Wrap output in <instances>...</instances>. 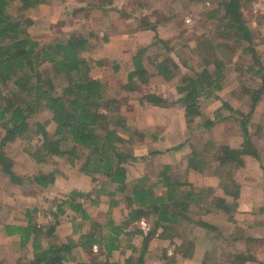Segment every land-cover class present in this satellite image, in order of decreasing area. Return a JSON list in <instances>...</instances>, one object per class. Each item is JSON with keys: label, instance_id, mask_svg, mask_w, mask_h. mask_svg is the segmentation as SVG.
Masks as SVG:
<instances>
[{"label": "trees", "instance_id": "trees-1", "mask_svg": "<svg viewBox=\"0 0 264 264\" xmlns=\"http://www.w3.org/2000/svg\"><path fill=\"white\" fill-rule=\"evenodd\" d=\"M51 1L0 0V174L8 177L11 183L20 186L27 184L47 188L55 184L59 175L55 170L38 173L33 177H23L16 173L14 159L19 149L11 154L10 147L17 142L22 144L25 142L26 148L30 149L29 154L38 164L46 166L48 159L54 158L55 163L58 161L57 158H62L72 167L78 165L80 168L78 171L93 177L94 182L97 181L95 176H101L105 181L99 189H94L93 194L87 196L73 191L68 199L59 204L53 225L38 228L35 222L37 210H34L28 211L26 226L6 227V233L18 235L23 244L33 242V260L24 264H70L74 261L73 251L78 246L85 250H93L95 245L101 244L107 257H111L113 252L120 249L121 238L126 235L124 231L127 228L142 219L154 218L151 231L143 237L142 249L140 251L133 249V254L138 256L125 261V264H145L146 252L157 235L172 240L178 236L185 240V235H179L177 228L183 223H194L195 209H199L202 215L224 213L230 216L229 220H233L234 214L238 211L237 201L242 191L241 185L235 181V175L244 168L246 157L262 161L257 143L252 140V128L249 126L256 108L264 99V63L255 49L257 38L243 13L244 4L246 6L250 0H219L218 9L210 15H202L207 20L212 19L213 23L214 17L220 15V21L224 23L215 28L219 36L211 33V36L199 38L196 43V55L200 64L198 62V67L182 64L187 72L180 77L181 83L177 87V92L181 96L177 103L182 105L186 124L191 126L200 118V102L216 97L224 90V82L229 72L239 73L244 68L231 61H224L227 52L237 46H245L243 53L250 54L253 60V64H250L245 73L250 72L262 79L261 85L257 87L242 85V96L248 95L252 101L248 115L224 104V108L232 110V117L234 114L242 113L236 119L243 132L241 145L237 148L226 145L215 148L207 146L203 152L194 150L187 158V172L204 174L209 170L212 172L209 174L220 179L224 198L217 196L216 192L208 187L196 189L192 183L173 177L170 165L163 166L162 171L156 175L157 180L151 181L147 167L152 165V159L162 155L163 151L152 149L145 156L135 154L136 149L145 147L144 141L148 135L128 124L126 114L119 112L120 108L113 102L114 100L106 98L102 81L91 75L94 67L104 66L107 61L104 59L97 61V57L93 55V48L82 35L72 34L42 43L28 34V28L35 20L33 16ZM98 1H104L105 5L96 6L104 12L120 11L112 6L117 0ZM16 3L19 5L20 17H13L10 14V8ZM26 13L33 15L27 18ZM144 22L149 25L152 20L145 17ZM156 45L158 49L160 45H163L165 50L170 49L159 37L155 47ZM219 48L225 50L220 56L217 55ZM145 53H147L145 48L135 53L133 70L129 74L128 83L122 89L130 94L140 91L141 95L136 100L141 106L165 108L170 104L169 101L153 93L143 94L139 87L149 83L150 74L144 64ZM170 63L175 70H179L180 67L168 59L155 66L158 69L157 75H162L167 81H171L173 75H176L169 71ZM255 66H259V69L256 70ZM198 69L200 71H197ZM41 112L51 116L50 123L55 126L53 133L48 129L47 122L38 121ZM229 118L219 115L215 121L205 124L214 126ZM33 130L36 137L41 138L38 145H32L30 142L32 139L29 134ZM259 131L257 133L260 135ZM151 141L157 144L162 140L157 133H152ZM183 147L184 145L180 144L166 152H179ZM93 195L95 201L92 199ZM102 196L110 198L111 210L120 204L126 206L129 214L125 222L117 226L110 216L105 225H100L91 219L81 202L77 201L78 198L85 197L89 202L98 203ZM228 197L232 203L227 200ZM66 207L79 214L83 222H89L93 227V231L82 236L78 243L70 241L67 244H58L55 240L50 241L55 239L56 226L59 222L57 219L65 213ZM196 224L208 231L213 229L204 220ZM257 225H264V219L257 222ZM97 230L105 233H98ZM160 230L162 232L158 234ZM225 240L230 243L223 248L226 264H247L256 260L248 251L245 253L234 251L233 245L238 240L242 242L247 240L245 246L254 242L243 238L239 229L235 231V235L226 236ZM47 241L50 242L46 247L44 242ZM195 245V239L190 237V240L180 247V253L183 256H191ZM160 256L163 257L164 264H176V259L168 256L166 251ZM206 257L208 261L210 253H207ZM76 264L120 263L106 260L102 263Z\"/></svg>", "mask_w": 264, "mask_h": 264}, {"label": "rangeland", "instance_id": "rangeland-1", "mask_svg": "<svg viewBox=\"0 0 264 264\" xmlns=\"http://www.w3.org/2000/svg\"><path fill=\"white\" fill-rule=\"evenodd\" d=\"M103 2L98 0H52L49 4L42 6L38 14L33 16L35 20L32 26L28 28L27 32L31 37L40 40L42 43H47L53 41L55 38H63L72 34H79L87 39L90 47L93 48V55L97 57V61L101 59L107 61L104 66L94 67L91 75L102 81L106 98L111 101L114 100L113 102L120 108L119 112L126 114L128 122L130 118L133 119L135 116H138L137 112L133 113L135 109L133 105L138 104L136 99L139 98L141 94L140 91L130 94L128 91L122 89V87L128 83L129 74L133 70V58L135 57V53H137L139 49L145 48L147 53L144 55V64L150 77L148 85L139 87L143 90V94L153 93L163 97L170 103L166 107L168 108L166 110L152 107L147 108V115L149 117L147 116L146 125H151V128L154 127L152 123V113H156L160 116L161 121L164 122L163 126L168 130L173 129L171 128V124H174L177 129L174 130L181 131L177 141H173L171 138V145H184L179 152L166 153L153 158V164L147 167V174L150 175L151 181L155 182L157 180L156 175L162 171V167L170 165L172 167L171 175L173 177L175 176L183 181L192 183L196 189L208 187L215 191L217 196H223L224 192L220 187L221 181L216 176L209 174L212 172L209 170L204 174L194 171L187 172V158L191 156L194 150L203 152L207 146L209 148H215L226 145L237 148L241 145L243 141V132L236 119L239 118L242 113L248 115L251 111L252 103L248 95L245 97L242 96V85L257 87L262 83L260 77L253 76L250 72L245 73V71H248L250 64H253L251 55L248 54L250 55L249 57L243 53L245 46H237L225 54L224 61H231L237 64L238 67L244 68H242V71L239 73L236 71L229 72L224 82V90L218 93L216 97L200 102L199 110L201 115L200 118L195 120L196 122L194 124L191 126L186 124L183 107L180 103H177L178 99L181 97L177 92V87L181 83L180 77L187 72L185 67L181 65L187 63L188 65L198 67L200 62L196 55V43L199 38L206 35L211 36V33L212 35L219 36L215 28L224 23V21H220V15L214 17V23L212 19L207 20L205 17H202L203 14L210 15L211 12L218 9L219 0H117L112 6L120 10L119 12L115 10L104 12L102 9L97 8L100 5H105ZM106 5L109 6L110 4L106 3ZM18 7L19 5L16 3L10 8V14L13 17L21 16ZM243 7L245 19L249 22L257 38L255 49L264 63V11L259 10L258 13H255L253 0H250V3L246 4V6L244 4ZM30 15H33V13H26L27 18H29ZM145 17L151 18V24L148 25L144 22ZM188 18H191L190 24L186 22ZM201 19H204V21H201ZM147 21H149V19ZM91 34H94V36H91ZM157 37L164 41L170 49L165 50L163 45H160L159 49L158 45L155 47ZM223 53H225L223 48L217 50L218 56ZM165 59L174 61V64L180 67L179 70H175L171 63L168 65L169 71L176 74L175 76L173 75L171 81L165 80L162 75H157L158 69H156L155 66ZM255 69H259V66H255ZM197 71H200V69ZM225 103L233 110H238L242 113L239 115L234 114L232 117L231 115L233 112L228 108H224ZM219 115H221V117L230 118L214 126L205 124V122L215 121ZM50 118L51 116L46 112H41L38 115V121L42 123L47 122L49 124L48 129L53 133L55 131V126L50 123ZM132 119L130 120V124L136 127L138 121H133ZM203 123L204 126H202ZM249 126L252 128V140L255 144L257 143L262 161L256 160L253 157H246L245 166L236 173L235 181L241 185L242 192L245 195V200H242V208L249 209L252 207L250 204L251 202H249L252 193L257 197L256 203L254 201V205L257 204V206L252 215L246 217L241 214L238 215L236 212L234 218L235 220L237 219L238 227H240L238 229L242 232L243 238L250 239L254 242L249 246H245V241H247L245 240L243 242L244 244L237 243L233 246H235L234 251H248L255 256V259L259 260V262L255 260L256 263L250 264H264V225H257V222L264 219V211L262 210L264 209V99L256 108L255 113L251 117ZM259 129L261 131L260 135L257 133ZM152 133L163 135V130L160 128L155 130L153 128L145 132L148 137ZM29 137L32 139L30 141L32 145L40 144L41 138L36 137L34 130L29 134ZM148 137L147 139H149ZM158 145L160 149L164 146L163 143H158ZM17 148L19 152L15 155L14 170L19 169L20 172H31L32 170V172L35 173L36 169L34 165L36 161L29 154L30 149L26 148L25 142L23 144L17 142L12 145L10 147L11 154ZM148 149L149 147L146 145L143 148L139 147L136 149L135 154L145 156L148 153ZM57 160L58 161L54 163V158L48 159V169L52 168L67 176L71 174L74 175V171L80 169L78 165L73 167L75 170L69 168L70 165L67 164L68 166H66L65 160L62 158H57ZM31 165L34 168H32ZM45 168H47V166H45ZM38 173L46 172L40 171ZM1 176L4 175L0 174V177ZM95 178L97 180L96 182H94L93 177H89L93 184L92 190L99 189L102 182L105 181L101 176H95ZM1 182L3 185L6 183L3 179ZM27 189L30 190L28 193L36 195V198L39 199V204H36L40 209L37 210L36 213V224L39 215L48 217L50 214L52 215L51 221L40 228L43 229L53 225L56 219L55 214L59 211V204L65 199L62 197L58 199L51 198L48 203H43V201L48 198H44L43 194L39 192V189L35 190L33 187ZM63 193L64 192H60L59 195H63ZM86 194L87 193H84V195ZM52 197H54V195H52ZM105 197L106 196H102V198ZM94 198L95 195H93L92 199ZM106 199L109 201V198ZM77 201L83 203V205L89 203L88 198L85 197H80ZM228 201L232 203V200ZM229 217V215L224 213L206 216L200 214L199 209H195L193 214L194 223H183L178 226L177 230L179 235H185V240H183L184 243H187L190 237L191 239H195L197 243L203 244V246H205L204 249L210 252V262L214 261L216 264H223L227 262L223 256V248L230 244L229 241L225 240L226 234L229 235L232 233L228 231H230L235 224V221L229 220ZM59 219L60 216L57 220L59 221ZM145 220L144 223L150 232L152 226L151 228L148 227L147 223L152 225L155 220L154 218H147ZM202 220L213 225L215 231H208V229L196 224L198 221ZM97 231L98 233H102V230ZM160 231L162 232V230ZM170 241L172 242L173 240L166 238L165 242L163 241L165 248L160 241L157 243L156 241L152 242L151 248H160L158 252L160 256L162 254L161 249H167V247L170 249ZM175 241L179 243L180 246L184 245L182 239L178 236ZM135 243H137V241H135ZM47 245L48 242H44V246L47 247ZM98 249L99 247L95 250L98 251ZM150 257H152L150 254L146 257L148 262L150 261Z\"/></svg>", "mask_w": 264, "mask_h": 264}, {"label": "crops", "instance_id": "crops-1", "mask_svg": "<svg viewBox=\"0 0 264 264\" xmlns=\"http://www.w3.org/2000/svg\"><path fill=\"white\" fill-rule=\"evenodd\" d=\"M133 106L135 107L133 113L137 112L138 116H135L133 119L130 118V120L131 119L133 121L136 120L138 121V123H137V126L135 127L130 124V120H129L128 124L131 127L138 129L141 132H146V130L153 129V128L155 130L157 128H160L161 130H163V135H159V138L162 141H159L158 143H161V144L163 143L164 146H162V149H160L158 143L153 144L151 141V135H150L149 139H146L145 141V145L149 147L148 153H149V150L159 149L163 151V154H166V153H169L166 151H168L169 149L173 147L178 146V144L171 145L170 143L171 138L173 141H177L181 134V131H175L177 129L175 128L174 124H171L172 125L171 128L173 129L168 130L166 127L163 126L164 122L161 121L160 116L157 115L156 113H152V123L154 127L151 128V125H148V124L146 125V120L148 116L147 108L149 107L158 108V107H153L150 105L141 106L139 104H136ZM159 109L166 110L168 108L159 107ZM46 166L47 168H45L44 165L38 164L36 162L34 167L37 171L35 170V173L32 172V170L31 172L29 171L20 172L19 169L15 171L18 173V175H21L23 177L25 176L33 177L36 174H38V172L40 171H44L48 173L53 170L52 168L48 169L49 165H46ZM66 166L68 165L66 164ZM69 168H72L73 170H75L72 166H69ZM73 174L74 175L71 174L67 176V175H64L62 172L61 173L59 172V175L56 178L55 184H53V186L52 185L48 186L47 188L38 187L36 185L30 186L27 184L20 186V185L11 183L9 178L6 176L0 177V264H24V263H29L33 260V242L31 241L28 244H23L22 239L18 235H9L6 233V227L8 225L26 226L28 223V218H27L28 211L40 210L36 205V204H39L38 203L39 199L36 198L37 197L36 195L28 193V191L30 190H28L27 188L33 187L35 190L39 189V192L43 194V197L48 198V199H45L43 203H48V201L51 198L58 199L62 197L66 200L67 198H69L70 194L73 191L74 192L77 191L82 194L87 193L86 196L88 194H93L92 193L93 184H92V181L89 179V176H85L79 173L78 171H74ZM2 179L6 182L5 185L2 184L1 182ZM60 192H64L63 195H59ZM16 193H21V194H16ZM52 195H54V197H52ZM221 197L224 198V193H223V196L221 195ZM250 197H251V200H249V202H251L250 204L252 207L249 209H246V208L243 209L242 200H245V195L241 191L240 198L237 201L238 215L241 214L247 217L253 214L254 209L257 206V204L254 205V201L256 203L257 197L253 193L250 195ZM106 198H109V197L108 196H106L105 198L101 197V200L98 203L89 202L86 205L85 204L83 205V203H81V205L87 211L91 219L95 222H98L100 225H105L107 223L109 219V215L112 216V219L117 226L121 225L123 222L126 221L128 214H129V210L126 208L124 204H120L118 207H115L111 210L110 204H109L110 198H109V201ZM227 200H231V198L228 197ZM93 201H95V198ZM213 214L215 213H211L208 215H213ZM233 220L235 221L234 227L230 231H228L232 233H230L229 235L226 234V236L235 235V231L237 232V229L240 228L238 227L237 219L235 220V218H233ZM142 221H146V220L142 219L141 221H138L132 224L129 228H127L124 231L126 235H123L121 238V247L119 250L113 252L111 257H107L103 244L99 246H96V245L94 246V247H99L98 251H96L97 249L95 250L94 247H93V250H85L78 246L73 251L74 261L70 262V264H76L80 261L90 262V263L91 262L102 263V262H105L106 260L111 261V263L125 264V261L127 259L131 257H137L138 254H133V249H137L139 251L142 249L143 239H144L143 237L144 235L146 236L149 232L147 228H144L142 226L143 225ZM147 226L151 228L152 225L150 223H147ZM211 226L213 227L212 230L215 231V227L213 225ZM92 231H93V227L91 223L83 222L79 214L70 210L69 208H65V213L60 215L58 225L56 226L55 239L50 240V241L55 240V242H57L58 244H67L70 241H74L75 243H78L82 236L87 235L88 233ZM102 232L103 234L105 233L104 231ZM160 233L161 231L158 232V234ZM165 240L166 238H162L157 235L151 241V243L155 241L157 243L158 241H160L162 242L161 244L164 245L163 247L165 248V244H164ZM50 241H47V242H50ZM135 241H137L138 244L135 243ZM182 242L184 244L183 240ZM151 243L145 255V264H149V263L164 264L165 261L163 257L158 255L160 248L158 247H156L157 249H153V247L151 248ZM237 243H243V242L241 240H238L235 244ZM171 246L173 247V249ZM202 246L203 244L201 245L196 242V245L194 247V252L192 253V255L183 256V254L180 253L181 246L179 245V243L173 240L170 243V247H169L170 249H168L167 247V249H161V252H164V250H166L168 256H173L176 259L175 260L176 264H203L205 262L206 263L209 262L211 264L215 263L214 261L213 262H210L209 260L207 261L206 256H207V253H210V252L204 249L205 246L203 247ZM239 252L245 253V251H242V250H240ZM149 254L152 257H150V261L148 262L146 257ZM256 261L259 262L258 259H256ZM256 261H249L247 264L256 263ZM223 264H226V263L224 262Z\"/></svg>", "mask_w": 264, "mask_h": 264}, {"label": "built area", "instance_id": "built-area-1", "mask_svg": "<svg viewBox=\"0 0 264 264\" xmlns=\"http://www.w3.org/2000/svg\"><path fill=\"white\" fill-rule=\"evenodd\" d=\"M254 1V12L255 13H258L259 12V10H263L264 11V5H263V3H264V0H253ZM186 22L188 23V24H190L191 23V18H188L187 20H186ZM52 215H48V217H44V216H41V215H39V218H38V221H37V227L38 228H40V227H44L45 226V224H48V222L49 221H51V219H52V217H51ZM142 224H143V227L144 228H147L146 227V224L144 223V221H142ZM95 249H97V247H94Z\"/></svg>", "mask_w": 264, "mask_h": 264}]
</instances>
